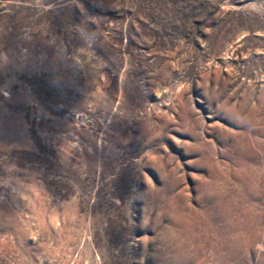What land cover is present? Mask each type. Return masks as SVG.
Listing matches in <instances>:
<instances>
[{
    "label": "rangeland",
    "instance_id": "1",
    "mask_svg": "<svg viewBox=\"0 0 264 264\" xmlns=\"http://www.w3.org/2000/svg\"><path fill=\"white\" fill-rule=\"evenodd\" d=\"M0 264H264V0H0Z\"/></svg>",
    "mask_w": 264,
    "mask_h": 264
},
{
    "label": "bare ground",
    "instance_id": "2",
    "mask_svg": "<svg viewBox=\"0 0 264 264\" xmlns=\"http://www.w3.org/2000/svg\"><path fill=\"white\" fill-rule=\"evenodd\" d=\"M230 241L234 242L235 244L238 243L239 241V235L235 232L231 233L230 235H228L227 237Z\"/></svg>",
    "mask_w": 264,
    "mask_h": 264
}]
</instances>
